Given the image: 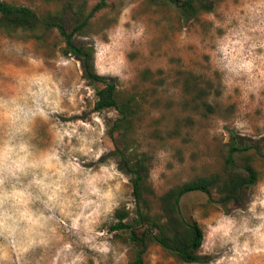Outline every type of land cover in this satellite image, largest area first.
Masks as SVG:
<instances>
[{
	"label": "rangeland",
	"instance_id": "374dc122",
	"mask_svg": "<svg viewBox=\"0 0 264 264\" xmlns=\"http://www.w3.org/2000/svg\"><path fill=\"white\" fill-rule=\"evenodd\" d=\"M4 1L40 15L60 7ZM214 2L188 18L169 3L115 0L74 38L140 102L132 155L150 159L155 211L168 189L221 171L232 134L264 145V0ZM64 46L57 29L0 30V264H136L135 246L112 229L118 208L136 217L130 176L111 154L117 111L95 109L96 86ZM254 165L259 179L239 201L182 198L204 230L201 261L151 242L144 264H264V152Z\"/></svg>",
	"mask_w": 264,
	"mask_h": 264
},
{
	"label": "trees",
	"instance_id": "16d2710c",
	"mask_svg": "<svg viewBox=\"0 0 264 264\" xmlns=\"http://www.w3.org/2000/svg\"><path fill=\"white\" fill-rule=\"evenodd\" d=\"M60 7L44 15L34 9L0 0V30H39L42 27L57 29L65 46L64 55L76 57L83 71V77L96 86L95 109L98 111L114 108L117 116L108 124V135L113 143L111 154L118 159L119 167L129 174L136 204V217L131 221L130 210L118 208L117 221L112 225L115 231L123 232L127 241L135 246V263L144 264V254L151 242L177 255L185 262L201 261L199 250L204 241V230L196 221H190L182 210V198L188 193L204 192L210 203L227 204L239 201L245 188L255 184L259 171L254 165L255 157L264 152L260 141L248 143L234 134L226 144L224 165L221 171L207 176H198L168 189L160 196L157 211L151 207L153 193L149 183L151 162L146 153L132 155L134 144L131 132L140 114V102L135 95H123L115 80L96 70L95 46L77 43L74 38L85 34L97 15L115 5V0H57ZM174 5L185 17H196L202 12L212 11L214 0H153ZM188 88L194 84L186 81ZM201 87L198 97L208 94ZM206 107H212L209 102Z\"/></svg>",
	"mask_w": 264,
	"mask_h": 264
}]
</instances>
